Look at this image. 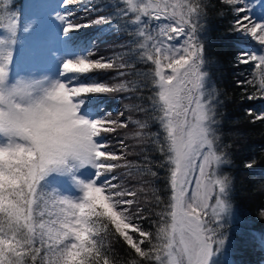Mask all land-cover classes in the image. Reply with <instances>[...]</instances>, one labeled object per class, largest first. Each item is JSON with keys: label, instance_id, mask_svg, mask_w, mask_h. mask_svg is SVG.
Wrapping results in <instances>:
<instances>
[{"label": "snow or ice", "instance_id": "6c2138e0", "mask_svg": "<svg viewBox=\"0 0 264 264\" xmlns=\"http://www.w3.org/2000/svg\"><path fill=\"white\" fill-rule=\"evenodd\" d=\"M78 2L85 11H101L91 0H62L64 12L55 19L66 47L70 34L89 27L70 19L73 11L68 6ZM221 2L232 6V30L261 46L258 52L243 51L239 62L254 66L246 83L255 92L248 98L264 99V20L250 17L246 0ZM121 5L96 23L129 31L136 62L150 65L139 75L152 91L148 99L162 131L153 143L164 156L160 166H166L168 189L167 201L153 191L155 205H163L155 213L159 218L155 232L141 223L147 219L138 195L144 189L127 187L115 174L135 168L141 176L155 178L152 162L147 156L143 164L128 162V146L120 141L117 152L107 139L127 128L129 121L139 129L135 135L143 138L148 123L131 117L114 119L111 112L102 111L98 99L141 85L113 84L91 75L117 70L123 77L134 64L123 56L93 59L94 41L89 40L81 52L62 59L57 74L13 78L20 22L4 5L0 8V264H118L109 237L122 240L131 250L127 264H218L225 250V228L235 218L233 180L222 171L231 163L226 150L230 146L221 142L218 93L209 89L205 71L200 35L205 0H121ZM30 27L25 25L23 31ZM248 114L252 116L253 110ZM256 121L264 122V109L255 113L252 122ZM254 165L252 160L244 166ZM85 170L91 171L87 179L81 175ZM61 178L68 179L72 193L56 186ZM260 214L264 216V209ZM259 243L264 246V238Z\"/></svg>", "mask_w": 264, "mask_h": 264}, {"label": "trees", "instance_id": "16d2710c", "mask_svg": "<svg viewBox=\"0 0 264 264\" xmlns=\"http://www.w3.org/2000/svg\"><path fill=\"white\" fill-rule=\"evenodd\" d=\"M9 2L7 7H10L11 11L21 19L24 8L31 3V0ZM56 2L63 13L62 0ZM205 3L207 7L206 18L203 21L204 38H202L205 45V69L213 88L218 93L217 120L221 142L230 146L226 150L231 163L226 166L227 174L233 180L231 201L237 214L232 223L233 231L229 232L232 264H264V246L259 243L260 239L264 238V216L260 214L264 209V122H252L255 113L264 109V99L248 98L255 92V88L246 83L252 79L254 66L239 62V56L243 51L258 52L261 46L250 37L242 36L232 30V21L235 19L232 6L222 3L221 0H205ZM91 4L101 11L95 12L90 9L85 11L79 2L68 6L69 10L73 11L70 19L74 23H87L89 27L70 34L72 40L67 47L61 35L63 54L65 57L78 54L89 46V40H93L94 43L91 45L94 51L93 59L99 56L110 59L123 56L125 62L134 64L133 68L126 70L127 74L123 77L118 75L117 70L100 71L91 75L108 83L136 81L141 85L134 91L105 94L98 99L102 103L100 105L102 111L111 112L114 119L128 121L131 117L132 121L148 123V127L142 130L143 138L135 135L139 129L136 124L129 121L127 128L118 129L115 134H108L107 139L117 152L120 149V141L128 146V162L143 164L145 156L152 162V170L158 174L155 178L147 174L141 176L135 168L118 169L115 174L121 176L127 187L144 189L138 193L140 204L145 208L144 215L147 216V219L141 223L146 230L155 232V222L159 219L155 213L160 211L163 205L159 207L155 205L153 191L167 201L168 189L166 166H160L164 162V156L153 143V138L157 134L162 136V131L159 123L154 119L151 101L148 99L152 91L150 86H143L144 81L139 75L147 72L150 65L136 62L135 56L131 53L130 42L133 37L129 31L96 23L100 16L112 15L121 7V0H91ZM115 23L114 19L113 24ZM120 23L123 24V21ZM116 62L118 64L121 61ZM129 86L131 87V84ZM137 105L146 110H139ZM250 109L253 110L252 116L248 114ZM120 112H123L124 116H118ZM252 160H255L254 168H245V163ZM129 171L132 174L125 175ZM108 243L118 264H127L131 259L129 256L131 250L127 245L122 240L117 242L111 237L108 238ZM134 255L132 253V256Z\"/></svg>", "mask_w": 264, "mask_h": 264}, {"label": "rangeland", "instance_id": "374dc122", "mask_svg": "<svg viewBox=\"0 0 264 264\" xmlns=\"http://www.w3.org/2000/svg\"><path fill=\"white\" fill-rule=\"evenodd\" d=\"M10 0H3L0 8L8 5ZM58 0H31V3L24 8V13L19 18L20 30L18 33V44L15 49L14 63L11 67V75L15 78L17 75L24 77H40L43 75H55L63 58V43L61 42V25L55 19L58 12L61 13V7L57 5ZM251 11L248 13L253 20H264V0H246ZM8 9L11 10L10 7ZM14 12V11H13ZM15 13V12H14ZM31 24L28 32H24L25 25ZM204 38L203 31L200 33ZM206 71V69H205ZM208 79L209 89L213 88L211 80ZM222 171L227 174V166L224 165ZM91 174L90 170L81 173L82 177L87 179ZM56 183L65 192L72 193L70 183L67 178L57 179ZM236 218V209H234ZM234 218V219H235ZM230 221L225 228L228 236L225 250L218 257V264H232L230 252V233L232 232V223Z\"/></svg>", "mask_w": 264, "mask_h": 264}]
</instances>
